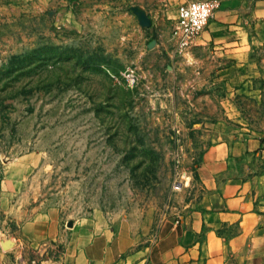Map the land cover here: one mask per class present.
<instances>
[{
  "label": "rangeland",
  "instance_id": "374dc122",
  "mask_svg": "<svg viewBox=\"0 0 264 264\" xmlns=\"http://www.w3.org/2000/svg\"><path fill=\"white\" fill-rule=\"evenodd\" d=\"M182 6L0 0V246L18 264L44 248L18 222L48 210L68 228L115 213L154 242L203 153L264 132V93L216 81L220 61L174 44Z\"/></svg>",
  "mask_w": 264,
  "mask_h": 264
},
{
  "label": "crops",
  "instance_id": "0c3cea01",
  "mask_svg": "<svg viewBox=\"0 0 264 264\" xmlns=\"http://www.w3.org/2000/svg\"><path fill=\"white\" fill-rule=\"evenodd\" d=\"M189 1L178 0L183 6ZM218 1L192 53L208 52L211 61L223 64L216 67V81L242 84L247 93L260 95L264 0ZM117 216L86 214L72 219L70 228L71 219L57 210L19 221L24 242L44 247L23 263L264 264V132L211 145L192 173L177 215L162 224L154 242L136 222ZM1 246L0 264H18Z\"/></svg>",
  "mask_w": 264,
  "mask_h": 264
},
{
  "label": "built area",
  "instance_id": "2783aa9c",
  "mask_svg": "<svg viewBox=\"0 0 264 264\" xmlns=\"http://www.w3.org/2000/svg\"><path fill=\"white\" fill-rule=\"evenodd\" d=\"M219 6L218 0H192L180 8L172 33L174 44L180 51L193 47L195 40L206 29ZM123 80L129 86L135 85L137 76L133 70H127Z\"/></svg>",
  "mask_w": 264,
  "mask_h": 264
}]
</instances>
